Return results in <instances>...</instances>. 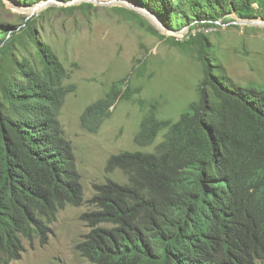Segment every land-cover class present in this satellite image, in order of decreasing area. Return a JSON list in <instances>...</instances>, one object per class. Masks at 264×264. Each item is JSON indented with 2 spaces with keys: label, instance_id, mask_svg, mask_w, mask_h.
<instances>
[{
  "label": "trees",
  "instance_id": "obj_1",
  "mask_svg": "<svg viewBox=\"0 0 264 264\" xmlns=\"http://www.w3.org/2000/svg\"><path fill=\"white\" fill-rule=\"evenodd\" d=\"M131 1L167 29L189 27V33L232 14L264 15V0ZM33 21L0 28V264L20 259L24 239L45 234L46 218L84 201L60 121L75 87L65 84V66ZM24 38L33 48L27 56L18 52ZM174 42L197 53L198 99L176 120L160 119L156 101L143 106L135 142L162 140L154 151L108 159L107 170L127 182L99 186L80 247L94 264H264V87L237 83L206 34ZM128 77L84 109L83 127L97 130L116 101L129 96Z\"/></svg>",
  "mask_w": 264,
  "mask_h": 264
},
{
  "label": "rangeland",
  "instance_id": "obj_2",
  "mask_svg": "<svg viewBox=\"0 0 264 264\" xmlns=\"http://www.w3.org/2000/svg\"><path fill=\"white\" fill-rule=\"evenodd\" d=\"M50 1L0 0V28H23L24 21L34 19L38 37L52 46L67 70L65 84L75 89L65 99L60 121L74 149L84 201L46 218L45 234L25 238L21 258L10 264H94L80 247L91 231L89 214L97 208L93 198L108 179L127 182L120 171L107 170L108 159L124 151H154L162 140L160 136L144 147L135 142L143 106L156 101L160 119L176 120L198 99L197 53L192 46L174 41L206 34L237 83L264 87V15L240 22L232 14L219 26L195 24L189 33V27L167 29L152 14L123 0ZM23 42L18 52L27 56L33 48L26 38ZM126 77L129 96L116 101L97 130L83 127L84 109Z\"/></svg>",
  "mask_w": 264,
  "mask_h": 264
},
{
  "label": "water",
  "instance_id": "obj_3",
  "mask_svg": "<svg viewBox=\"0 0 264 264\" xmlns=\"http://www.w3.org/2000/svg\"><path fill=\"white\" fill-rule=\"evenodd\" d=\"M58 1H62V0H58ZM123 1H125L126 3L131 4V6L136 7V8L138 9L139 12H143V11H145V12H147V13L152 14L153 16H155V17L159 20V22H160L161 24H163V21H162L157 15H155L153 12H151L150 10L144 8L143 6H141V5H139V4L135 3V2H133V1H131V0H123ZM62 2H63V1H62ZM41 3L46 4V3H52V2H51L50 0H44V1H41ZM64 3H69V2H64ZM239 21H240V22H249L247 19H239ZM163 26H164V24H163Z\"/></svg>",
  "mask_w": 264,
  "mask_h": 264
}]
</instances>
